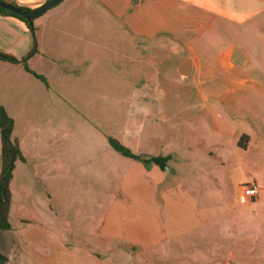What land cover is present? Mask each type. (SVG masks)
Returning <instances> with one entry per match:
<instances>
[{
	"label": "crops",
	"instance_id": "0c3cea01",
	"mask_svg": "<svg viewBox=\"0 0 264 264\" xmlns=\"http://www.w3.org/2000/svg\"><path fill=\"white\" fill-rule=\"evenodd\" d=\"M61 2L33 22L37 53L27 67L44 81L22 64L0 61V106L13 120L12 139L23 157L9 185L11 228L0 231L6 264H148L168 252L146 257L136 245L164 244L201 226L192 223L195 210L191 227L182 226L180 209L191 208V195L163 184L166 170L177 172L178 153L156 154L152 141L159 134L151 142L144 135L150 118L165 120L159 76L165 58H176L174 82L186 84L211 126L205 156L217 162L210 168L222 172L221 159L232 156L230 172L256 175L260 182L249 183L259 186L255 201L264 206V0ZM32 47L25 23L0 15V51L20 60ZM107 97L113 105L101 103ZM29 133L25 152L21 140ZM109 138L137 155L171 160L166 170L132 160ZM51 191H60L67 207L88 195L103 214L77 213L76 220L91 221L89 228L46 223L28 202L35 192L52 200Z\"/></svg>",
	"mask_w": 264,
	"mask_h": 264
},
{
	"label": "rangeland",
	"instance_id": "374dc122",
	"mask_svg": "<svg viewBox=\"0 0 264 264\" xmlns=\"http://www.w3.org/2000/svg\"><path fill=\"white\" fill-rule=\"evenodd\" d=\"M39 2L41 1L18 6L35 9ZM59 5H62V2ZM104 33L105 31L101 34ZM176 62H178L176 58H169L168 62L165 58L159 72L166 92L165 120L150 118L147 122L148 131L144 135L148 136L147 141L151 142L150 137L159 134L158 138L152 141L156 154H164L171 148L178 153L174 160L179 165L177 172L170 169V173L166 170L163 184L175 189L181 188L184 195L185 193L191 195L189 202L191 208L180 209L182 226L191 227V210L196 212L192 223L200 221L202 223L197 229H190L167 239L164 244L148 248L136 245L137 249L145 251L142 255L146 257H155L158 252H168L153 259L148 258L146 260L148 264H226L227 262L256 264L252 263L254 256L264 257V206L263 202H256L255 199H244L242 189L243 185L253 180L258 181L257 176L251 175V172L246 174L234 170L230 172L228 162L234 161L232 156L221 159L225 162L222 172L217 173L214 168H210V164L216 163L217 159H208L205 156L204 139H209L212 129L199 101L191 98V91L185 86L186 84L174 82ZM133 80L138 81L134 77ZM101 103L113 105L109 97L101 100ZM121 106L123 105L116 103V110L122 108ZM157 120L158 126L155 124ZM32 140V133L21 140L25 152L31 149ZM192 159H195V162ZM51 193L52 200L47 199L41 192L38 195L35 192L32 201L28 202L46 223L52 222L51 225L62 226L69 223L77 229L81 226L89 228L91 221H78L76 214L83 213V216L80 215L82 218L103 214L104 206L92 205L88 195L83 196L82 204L74 202L67 207L62 204L60 191H51ZM86 199L90 200L86 202ZM165 213L163 206L162 214L166 219ZM47 216L52 219L56 217V220L50 221ZM45 222L39 224L44 225ZM151 226L152 224L149 223L148 228ZM129 251L132 252L134 249Z\"/></svg>",
	"mask_w": 264,
	"mask_h": 264
},
{
	"label": "trees",
	"instance_id": "16d2710c",
	"mask_svg": "<svg viewBox=\"0 0 264 264\" xmlns=\"http://www.w3.org/2000/svg\"><path fill=\"white\" fill-rule=\"evenodd\" d=\"M6 2L4 0H0ZM10 3L13 7L23 9L27 12H30L32 9H29L24 6H18L14 2ZM57 6V5H56ZM0 15L2 16H11L14 17L27 26L30 30L33 38V47L31 51L22 59H17L11 55L3 53L0 51V61L9 62L13 64H22L26 71L32 73L36 78L41 81H44L43 77L31 72L27 67V60L37 53V39L35 35V27L32 21H28L23 17H20L11 11L0 8ZM12 130H13V120L8 117L5 110L0 106V137H1V170H0V231L9 230L11 228L9 223V209L11 204V193L9 190L10 181L12 178V172L14 164L17 160H23V157L19 151L17 142L12 139ZM247 137L242 136L239 141V146L242 148L246 147ZM110 146L120 155L130 158L132 160L140 161L145 164H154L158 166L161 170H166L171 156H141L133 153L131 150L122 146L118 141L109 138ZM7 258L0 252V264H6Z\"/></svg>",
	"mask_w": 264,
	"mask_h": 264
},
{
	"label": "water",
	"instance_id": "95a60500",
	"mask_svg": "<svg viewBox=\"0 0 264 264\" xmlns=\"http://www.w3.org/2000/svg\"><path fill=\"white\" fill-rule=\"evenodd\" d=\"M61 1H63V0H48L44 4L38 6L37 8L32 9L30 12H27V11L20 9V8H17V7H13L10 3H6L3 1H0V8L5 9L7 11H11L12 13H14L20 17H23L24 19H26L28 21H32L33 19H36V18L40 17L41 15H43L49 9L58 5ZM181 77L185 78V77H187V75L182 72ZM226 264H232V263L227 262Z\"/></svg>",
	"mask_w": 264,
	"mask_h": 264
},
{
	"label": "built area",
	"instance_id": "2783aa9c",
	"mask_svg": "<svg viewBox=\"0 0 264 264\" xmlns=\"http://www.w3.org/2000/svg\"><path fill=\"white\" fill-rule=\"evenodd\" d=\"M258 193L259 186L255 182L243 185L242 196L244 199L254 200L255 198H257Z\"/></svg>",
	"mask_w": 264,
	"mask_h": 264
}]
</instances>
